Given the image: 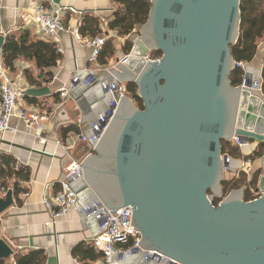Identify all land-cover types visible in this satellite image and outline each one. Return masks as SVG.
<instances>
[{
  "label": "water",
  "instance_id": "water-1",
  "mask_svg": "<svg viewBox=\"0 0 264 264\" xmlns=\"http://www.w3.org/2000/svg\"><path fill=\"white\" fill-rule=\"evenodd\" d=\"M149 1L128 55L109 71L119 83L136 85L142 109L121 96L94 152L80 164L81 186L75 181L72 188L76 197L91 193L110 213L132 209L130 227L140 235L136 254L156 251L178 264H264L261 73L253 78L248 67L238 86L230 79L241 0ZM4 42L0 35V53ZM153 51L161 53L158 60L148 59ZM50 93L41 87L26 95ZM234 138L240 149L261 152L260 195L245 201L241 188L231 190L214 206L225 177L242 162L233 167V158L222 154V142ZM14 202L8 190L0 216ZM13 255L0 238V263Z\"/></svg>",
  "mask_w": 264,
  "mask_h": 264
},
{
  "label": "crops",
  "instance_id": "crops-1",
  "mask_svg": "<svg viewBox=\"0 0 264 264\" xmlns=\"http://www.w3.org/2000/svg\"><path fill=\"white\" fill-rule=\"evenodd\" d=\"M32 1L0 0V35L4 37V35L16 33L19 30H29L32 36L38 39L32 31V27L24 20L25 13ZM37 1L47 7L54 5L51 0ZM58 6L71 7L81 11L83 16L89 13L99 19L100 25L113 19V12L116 10L112 0H61ZM74 18V15L68 13L64 19L65 26L72 25ZM107 30L110 31L108 27ZM135 33L137 30H134L128 39H133ZM81 38L83 37L79 34L72 35L69 32L60 35L57 47L63 50L60 54L62 58L55 67L48 71L50 74L48 83H46L45 75L41 74L32 63L24 60L15 61L12 72L5 67L17 86L27 91L48 87L51 92L50 95L40 98H32L25 94L19 99V104L26 107L25 109H41L50 115V125L48 131L44 133L47 138L46 142L42 143L26 134L24 124L16 119L12 121V126L17 129V132H8L0 137V155H10L16 161V166L30 169V180L23 184L26 193L20 194L18 201H15L13 206L0 216V238L10 243L14 255L23 257L32 254V264H96L100 259L99 256L96 260H92L94 257L92 254L99 253L93 248L91 241L102 232V228L95 218L82 215V210L94 201L91 193L87 191L80 193L76 197L75 208L65 218H57L54 221L42 205L44 192L55 193L60 188L59 183L64 179V169L69 162V158L56 145V142L65 144L67 139L76 142V146L70 151V154L75 159H82L85 153L84 145L78 142L77 137L85 132L86 127L95 123L109 102V95L103 93L98 87L86 89L84 82L88 77L89 70L97 73L99 82H118L112 78L109 71L114 69L118 62L124 58L122 47L126 40L114 39L115 56L106 60V64L102 65L98 59L99 68L96 69L89 63L91 50L81 44ZM263 54L264 42L260 43L256 56L248 66L251 68L249 71L253 78H257L258 73H261V84L260 65ZM14 64L21 65L22 70L17 69ZM247 68L243 72V77ZM27 77L40 83V87L30 86ZM75 78L77 82L74 87L72 80ZM124 85L126 87L127 84ZM63 90L67 91L66 97L61 96ZM80 123L82 124L81 129ZM70 127L76 128L77 133L69 132L63 137L62 132ZM228 143L232 146L231 142ZM226 154L230 155V153ZM251 156L254 157L252 170L253 172L257 171L260 168L259 161L255 158L252 149L248 147L238 149L236 156L231 154L232 166L236 167L239 159ZM227 176L229 179L235 177L231 174ZM75 185L78 188L81 183L76 181ZM87 248L93 253H89ZM13 257L5 264H14ZM113 264L156 263L144 262L136 254L130 255L123 262L114 257Z\"/></svg>",
  "mask_w": 264,
  "mask_h": 264
},
{
  "label": "built area",
  "instance_id": "built-area-1",
  "mask_svg": "<svg viewBox=\"0 0 264 264\" xmlns=\"http://www.w3.org/2000/svg\"><path fill=\"white\" fill-rule=\"evenodd\" d=\"M71 13L74 15V22L68 27L64 24L65 16ZM83 13L72 9L71 7L51 5L45 6L42 2L33 0L27 12L25 13L24 20L29 26L35 36L42 41L50 42L56 45L59 42V37L64 32H69L72 35H78V30L81 26ZM105 22L99 26L101 35L93 38H81V44L91 50L89 56V63L98 66V59L102 48L105 43L111 39H117L115 32L107 30L106 25L111 21ZM4 35V38H6ZM136 36V33L135 35ZM120 40H127V38H118ZM2 52V51H1ZM57 52L61 54L62 48L57 47ZM150 59V58H148ZM151 60V59H150ZM158 60V59H155ZM250 63L236 62L234 68L242 70L243 72ZM16 65L17 69L22 70L21 65ZM260 70L264 71V54L261 60ZM77 82V79L72 80V86ZM85 87H98L103 93L109 95V102L106 109L99 114L95 123L86 127L85 132L78 135V142L84 145V157L82 159H75L71 156L70 151L75 148L76 142L67 139L65 144L56 142L69 158V162L64 169V179L59 183V189L55 193L44 192L42 196V205L48 211L51 218H65L76 205V193L72 188V183L78 181L82 176L81 162L84 158L91 155L102 135L106 131L109 123L111 122L121 96H126V87L119 82H104L98 81L97 73L89 70L87 79L84 82ZM261 85V83H260ZM27 90L17 86L13 78L3 64V59L0 53V137L6 133H15L17 129L12 126L14 119L21 121L25 128L26 134L40 142H46L45 131H48L50 125V115L41 109L31 108L25 109L19 104V99L24 97ZM262 92V91H261ZM263 94V93H262ZM61 96L66 97L67 91H61ZM264 98V94H263ZM80 129L82 124L79 125ZM232 146L240 149V142L234 138ZM223 155H227L224 153ZM229 156V155H227ZM230 157V156H229ZM226 158V163L230 164V158ZM244 175L248 185L249 193L253 199L257 198L260 193L256 188L251 186L253 180L252 159L250 157L243 158L240 168L234 174L235 178ZM3 198L6 194L3 190L0 192ZM111 210L107 209L100 201H93L89 206L82 210L84 217L95 218L102 228V232L94 237L91 241L93 248L100 254L99 262L96 264H113L114 257L123 262L130 255H136L139 249L138 242L140 241L139 233L130 227L132 209L130 207L119 209L110 213ZM139 255V254H137ZM140 259L144 262H154L156 264H178L172 259L164 257L156 251L143 252L139 255Z\"/></svg>",
  "mask_w": 264,
  "mask_h": 264
},
{
  "label": "trees",
  "instance_id": "trees-1",
  "mask_svg": "<svg viewBox=\"0 0 264 264\" xmlns=\"http://www.w3.org/2000/svg\"><path fill=\"white\" fill-rule=\"evenodd\" d=\"M116 10L113 12V19L108 23V29L114 31L118 38H127L122 47L123 56L128 55L131 49V36L134 30H138L139 26H143L149 15L150 1L149 0H112ZM240 35L237 42L231 47V54L236 62L251 63L256 56L260 43L264 42V0H241L240 2ZM81 26L78 34L85 38H95L100 35L99 26L100 21L98 18L87 13L84 14L81 20ZM115 40H108L101 50L99 56V63L106 64V60L115 56ZM3 64L11 72L13 70V63L17 60H24L32 63L36 69L46 77V83L50 80L49 70L56 66L61 60L62 56L57 52L56 45L36 39L32 36L29 30H19L16 33H11L6 36L4 46L1 52ZM160 52L153 51L150 53L151 60L159 59ZM232 85L238 86L243 80V71L235 69L230 77ZM30 86L40 87V83L27 77ZM137 87L135 84L126 85V95L134 102V105L142 109V103L136 95ZM261 91L264 94V71L262 72ZM73 132L77 133L76 128L70 127L62 132L63 137L65 134ZM222 153H230L233 156L238 154V149L232 147L228 142H222ZM261 152L255 153V158L258 159ZM239 157V155H237ZM253 160V156L250 157ZM16 161L10 155H0V192L3 190L7 192L12 190L15 201H18L20 194L26 193V184L30 180V169L23 166H16ZM261 172L259 170L253 172V180L251 186L257 187V181ZM242 183L244 187V200L250 201L253 196L249 193L248 185H245L246 179L242 174L238 179L235 177L230 180L222 182L223 196L230 190L236 187V182ZM240 183V184H241ZM1 198V194H0ZM220 199H214L213 205L216 206L220 203ZM88 249V248H87ZM89 253H93L88 249ZM91 253V254H92ZM15 254V253H14ZM92 260L99 258V254H92ZM14 264H32L33 255L19 256L13 255ZM101 257V256H100ZM2 261L0 264H5Z\"/></svg>",
  "mask_w": 264,
  "mask_h": 264
},
{
  "label": "rangeland",
  "instance_id": "rangeland-1",
  "mask_svg": "<svg viewBox=\"0 0 264 264\" xmlns=\"http://www.w3.org/2000/svg\"><path fill=\"white\" fill-rule=\"evenodd\" d=\"M137 32H138V30H137ZM124 43H125V42H124ZM259 46H260V45H259ZM260 59H261V58H260ZM222 154H224V153H222ZM233 178H234V177H233ZM238 178H239V177H238ZM238 178H236V179H238ZM224 180L226 181V180H230V179H229L228 176H226ZM240 183H241V180H240V182H238V181L236 182V187H237V188L233 189L234 191H237V190H239L240 188L243 190L244 187H242L243 185H242V183H241V184H240ZM246 184H247V183L245 182V185H246ZM230 192H231V190H230L225 196L222 195L221 198H218V199L223 200L224 198H226V197L230 194Z\"/></svg>",
  "mask_w": 264,
  "mask_h": 264
}]
</instances>
